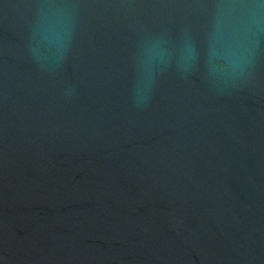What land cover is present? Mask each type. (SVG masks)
I'll list each match as a JSON object with an SVG mask.
<instances>
[{"label": "water", "instance_id": "1", "mask_svg": "<svg viewBox=\"0 0 264 264\" xmlns=\"http://www.w3.org/2000/svg\"><path fill=\"white\" fill-rule=\"evenodd\" d=\"M0 264H264V0H0Z\"/></svg>", "mask_w": 264, "mask_h": 264}]
</instances>
